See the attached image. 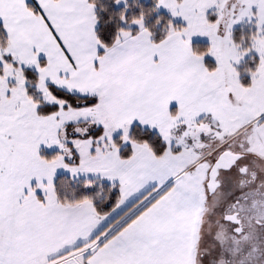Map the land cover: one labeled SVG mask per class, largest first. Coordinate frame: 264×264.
<instances>
[{
	"label": "snow or ice",
	"instance_id": "6c2138e0",
	"mask_svg": "<svg viewBox=\"0 0 264 264\" xmlns=\"http://www.w3.org/2000/svg\"><path fill=\"white\" fill-rule=\"evenodd\" d=\"M0 264H264V0H0Z\"/></svg>",
	"mask_w": 264,
	"mask_h": 264
}]
</instances>
